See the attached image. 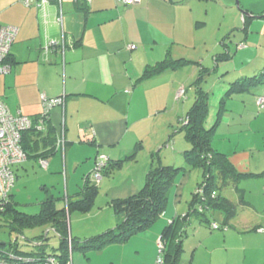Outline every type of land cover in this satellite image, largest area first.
<instances>
[{
  "label": "crops",
  "instance_id": "0c3cea01",
  "mask_svg": "<svg viewBox=\"0 0 264 264\" xmlns=\"http://www.w3.org/2000/svg\"><path fill=\"white\" fill-rule=\"evenodd\" d=\"M189 3L190 0H142L137 5H127L123 0H62L48 3L41 0H0V25L18 29L7 61L10 70L2 73L0 66V99L12 114L29 117L45 111L41 99L43 94L48 98L65 99L64 105L56 106L49 112L52 133L48 135L46 129L43 137L29 135L26 138L29 141L25 142L27 147H34L28 149L30 157L22 164H28L23 166L25 174L28 178L33 174L43 176L42 190L46 193L38 202L39 211L30 215L40 213L42 204L49 199L59 210L63 209L57 206L60 199L64 198L65 203L81 199L79 193L87 179L94 181L98 156L110 158L112 165L121 162L120 166L102 177L103 181L105 177L116 176L126 160L135 163L137 153L144 148L146 136L153 132V127L142 130L141 123L149 118L156 119L167 111V101L173 98L172 85L178 86L177 91L182 85V89L188 86L177 79L174 71L186 63L198 62L200 67L210 69L203 79L204 88L210 95L204 126L208 130L215 129L212 148L226 156L240 177H231L229 187L224 189L225 197L236 207L234 218L226 223L220 211L213 212L208 222L192 217L185 228L178 264H264V232L261 230L264 228V136L259 140L257 135L264 131V109L259 110L256 104L258 95L264 97V81L252 93L235 95L228 100L227 109L222 105L230 83L258 75L264 69V9L246 7L251 16L243 15L242 19L243 30L247 36L249 33V57L245 65L231 68L223 64L229 60L216 62L222 54L230 52L232 58L235 55L226 37L220 40L222 50L218 52V48L217 55H213L214 65H206L203 57L189 55L193 45L190 46L188 40L194 22L193 14L185 6ZM246 19L251 20L248 25ZM252 19H263L261 26L258 24L257 29H251ZM204 23L198 21L196 26L202 27ZM53 41L63 46L47 51L46 47ZM173 44H184L180 47L187 50H176ZM172 62L179 64L176 68L167 67L151 77H144L148 69L164 68ZM166 79L172 83L171 93L165 88L160 92ZM155 82L156 86L152 84ZM184 93L190 94L186 90ZM228 103L232 108H228ZM182 106L183 109L170 122L169 138L156 143L158 150H154V158L147 163L150 164L149 168H130L132 176H128L130 181L125 187L113 195L108 193V203L138 193L156 163L187 168L178 174L169 189V200L173 195L175 200L173 208H167L160 217L162 220L158 227L164 225L163 228L189 211L194 190L204 178L202 169H191L186 163L184 154L192 146L186 132L180 129L181 120L187 117L192 106L189 109L187 103L185 107L184 104ZM235 106L239 109L236 110ZM175 118L178 125H174ZM231 127L240 132L249 128V143L244 144L243 138L238 137L240 133L234 137L229 133L223 134L224 129L230 130ZM47 135L55 138L54 147L48 144L51 141L49 138L43 140ZM217 135L222 143L218 142ZM42 160L47 161L45 166L41 164ZM16 167L17 180L21 176L19 166ZM193 170L198 171L196 186L190 201L183 205V183L186 178L194 177ZM29 187L28 184L27 191ZM228 190L234 191L237 197L235 201L227 195ZM16 197L13 188L12 202L19 210L29 214L21 207L26 204ZM118 222L119 215L115 216L111 211L107 220L96 225L99 231L88 236L76 231L73 233V229L70 233L82 241L83 238L116 227ZM156 223L141 233L146 235L143 241L149 249L142 255V243L134 257L125 252L123 255L119 252L107 254L105 247L88 254L74 251L73 263L125 264L132 257L135 264H142L143 259L146 262L143 264H156L159 242L155 232L159 229L149 231ZM214 223L220 229H214ZM34 229L27 228L24 232ZM51 231L54 229L47 228L46 233ZM23 235L25 233L20 236ZM41 235L32 236L31 239ZM31 239L26 238V241L29 243ZM128 241L122 246L124 250L132 244L131 239ZM1 246L8 248L5 242L0 241ZM21 251L25 252V249L21 247Z\"/></svg>",
  "mask_w": 264,
  "mask_h": 264
},
{
  "label": "trees",
  "instance_id": "16d2710c",
  "mask_svg": "<svg viewBox=\"0 0 264 264\" xmlns=\"http://www.w3.org/2000/svg\"><path fill=\"white\" fill-rule=\"evenodd\" d=\"M79 1V0H78ZM209 1V0H205ZM264 18V11L262 13ZM246 19V23L250 22ZM11 54V53H10ZM232 58L230 52L222 54L218 61H228ZM181 63L180 61H178ZM178 62H172L164 68L148 69L144 77H151L167 67L176 68ZM210 69L201 66L199 77L193 82L196 98L194 104L187 113V117L181 120V129L186 132V138L190 142L192 148L185 152L184 156L189 167L202 169L204 178L202 182L194 190L192 200L190 202L189 211L185 215L167 225L161 234V241L164 245L162 255L164 256L163 264H178L179 256L182 251V242L185 237V228L192 217H197L201 221H209L212 212L220 211L224 214L225 222L228 223L236 214L235 205L228 200L224 195V189L229 187L231 177H240L236 170L228 163L226 156H222L212 148L213 129H206L204 124L207 119L209 110L210 95L204 88L203 79ZM264 81V69L258 75L243 77L230 83L229 92L224 96L222 105L227 109V101L235 95L249 94ZM261 95L257 96L256 104ZM259 109V106L257 104ZM260 110V109H259ZM34 127L26 131L23 135V147L30 157V149L34 146L25 144L27 137L30 135L43 137L47 129L48 135L53 129L50 126L49 114L40 113L32 117ZM42 120L45 125L44 130H38L37 125ZM49 125V126H48ZM44 137L43 140H51L52 147L55 146L52 136ZM46 136V135H45ZM38 141V140H37ZM29 142V141H27ZM55 142V141H54ZM29 149V150H28ZM54 150V148H53ZM52 151V150H51ZM118 163V165H117ZM116 164H108L103 170L102 176L109 174L116 166H120L121 162ZM187 170L184 167L164 166L158 163L153 167L143 188L136 194L125 199H116L111 201V205L119 215V222L114 228H110L102 233L86 238L84 241L73 237L69 231V216L72 211L81 213H89L93 210L98 196V186L96 182L87 179L85 186L80 191L81 199L78 201L68 200L67 206L63 209H57L53 200L49 199L42 204L41 211L37 215H30L22 210H19L12 198L8 200L0 210L1 222L10 227L12 232L19 234L15 241L6 244L8 248L0 247L1 258L10 259L13 257H28L35 259L40 263L49 257H54L59 260L60 264H67L69 260V241L72 245V251H80L88 254L93 251H100L113 243H125L132 237L139 235L149 229L156 223L160 217L166 212L169 202V189L174 184L176 177L182 171ZM12 197V196H11ZM215 224V223H214ZM54 229L57 236L60 238L58 249L54 248L53 253H48L47 249L50 246L49 234L44 233L39 237L29 238L30 247L33 252L21 251V247L25 246L18 243V237L27 228L47 227ZM160 252V249H159ZM37 260V261H36Z\"/></svg>",
  "mask_w": 264,
  "mask_h": 264
},
{
  "label": "rangeland",
  "instance_id": "374dc122",
  "mask_svg": "<svg viewBox=\"0 0 264 264\" xmlns=\"http://www.w3.org/2000/svg\"><path fill=\"white\" fill-rule=\"evenodd\" d=\"M242 6V9L246 11V7H252L255 9H264V0H239ZM190 13H192V17L194 19V22L192 23V32H190V40H188V44L192 47L189 51V55H193V57H203L205 59L206 65H214L212 62L214 57L213 55H217V53L222 50V46L220 43L221 39L228 40L230 49L233 51V58H231L228 62H224L223 64H227L225 66L233 67H241L247 63L248 57H249V33L248 36L245 34L246 31L243 30L244 28V22L242 19L243 13L242 10L237 7L236 0H190V3L188 5H185ZM198 21L205 22L202 24V27H197L196 23ZM263 19H252L251 22V29H257V25L262 22ZM264 22V21H263ZM259 26V25H258ZM261 26V24H260ZM249 32V30H248ZM230 34V38L228 35ZM251 35L254 33H250ZM256 35V34H255ZM252 38H254V36ZM224 37V38H223ZM247 37L245 40L244 38ZM195 40V42H191ZM261 40V38H259ZM251 42V41H250ZM176 43V42H175ZM195 44V47H194ZM184 44H173L175 46V49L186 51V47H180ZM198 45V46H197ZM197 46V47H196ZM219 48V50H218ZM248 49V51H247ZM218 50V52H217ZM247 52V57L245 55V51ZM194 51L193 53H191ZM191 53V54H190ZM190 57V56H189ZM197 63V64H196ZM224 66V67H225ZM199 67L200 65L198 62H190L186 63L183 66L178 67L174 71V75L177 77L179 81H182L181 83H184L185 86L182 89V86L177 89V85H172V83H168L166 79V83H164L162 86L163 88L160 90L166 89L168 92L170 90V86L174 88L173 92V98L169 99L167 101L168 108L167 111L164 112L159 117L155 118H149L148 120H145L141 123L142 130L148 129L150 127H153V132L146 136L144 143V148L140 149L137 153L135 163H129L128 160L123 162L122 168L118 169L116 176H111V178L105 177L104 181L103 179L97 180L96 184L98 186V196L96 198V204L93 208V210L89 213H81L79 211H72L70 216L71 219H69V231L71 232V229H73V233L75 231L79 233L80 235L88 236L96 231H99L96 229V225L107 220L109 217V213L112 211L113 214L116 216L115 209L111 205V203H108V193L110 195L115 194L116 192L122 190L125 185L130 181V178L132 176V172L129 170L130 168H135L138 166L139 169H141L143 166H148L151 163L152 154L154 153V150H158V146H156V143L158 141L163 142V139L169 138V129H170V122L174 121V117L176 116L177 112L179 110L183 109V104L185 107V104L187 103L189 105L188 109L192 106L194 99H195V90L194 86H191L194 81L199 77ZM201 68V67H200ZM172 74V75H173ZM171 75V76H172ZM210 77V76H209ZM170 79V78H169ZM165 80V79H164ZM156 83H152L156 86ZM175 84V83H174ZM262 87V86H260ZM259 88V87H258ZM172 90V88H171ZM170 90V93H171ZM185 90L190 93L185 95V93L180 96V93L185 92ZM183 97V98H182ZM188 101V102H187ZM228 108H232L231 104L228 103ZM236 110H238V106L234 107ZM177 110V111H176ZM234 116L236 117L235 113ZM174 125H178V120L175 118ZM178 129V128H177ZM181 131V130H180ZM251 130H244L243 132H240L235 127H231L229 130L224 129L223 134H228L231 137H234L235 134H239V138H243L244 144L249 143V133ZM259 140L264 136V131L257 133ZM177 137V136H176ZM217 139H219L218 142H221V138L219 135H217ZM221 140V141H220ZM216 141V139H215ZM222 143V142H221ZM154 155V154H153ZM28 164L19 166V174L20 178L16 180V184L14 185V192L17 196L16 198L20 200L22 203L26 204L25 206H21L24 210L28 211L29 214H35V211H39L40 205H38V202L43 199L46 196L45 191L42 190V183H44V179L40 176L37 177L36 174H33L30 176V178L27 177L25 174V170L23 166H26ZM158 165V163H156ZM17 168V167H14ZM149 168V166H148ZM38 171V170H37ZM18 171H16L17 173ZM116 172V171H115ZM141 172V170L139 171ZM196 172L193 170L194 177L193 178H186L184 181V187H185V195L183 198V205L187 204L188 201H190L192 196V191L196 186ZM137 173V172H136ZM190 174V173H189ZM28 178V179H27ZM43 181V182H42ZM127 181V182H126ZM30 185L29 190L27 191V186ZM227 195L233 199L236 200V195L234 191L228 190ZM40 195V198L38 196ZM174 196V195H173ZM171 197L169 200V203L167 205V208L172 209L174 205V197ZM39 199V200H38ZM61 201L57 204L58 208H65L67 206V202L65 203L64 198L60 199ZM30 203V204H28ZM100 206H103L100 208ZM169 206V207H168ZM38 213V212H37ZM212 214H214L212 212ZM211 218V217H210ZM214 218V217H213ZM216 219V218H215ZM161 218L158 220V222L149 230L153 232L155 228L161 224ZM72 226V228H71ZM164 226V225H163ZM163 226L158 227V232L156 230L155 233H157V242L160 240V230L164 229ZM48 227L43 228H37L34 230H27L25 231V235L19 236L18 242L21 243L23 246V249L28 252H33V248L30 247L26 241V238H31L32 236L41 235L46 233ZM259 233V232H258ZM257 234V233H256ZM263 234V233H261ZM19 234L12 232L10 227L0 222V241L5 242L6 244H10L13 241H15L16 237ZM255 235V234H254ZM252 235V236H254ZM146 235H136L131 238L132 244L127 247L126 250H124L122 246L126 245L129 241L125 243H113L106 247V253L107 254H113V253H120V255H123L124 252L126 255H136L138 253V246L140 245L142 247L140 253L141 255L148 252V245H145V241H143L146 237ZM135 238V241H134ZM141 238V239H140ZM49 242L50 246L48 247L47 251L48 253H53L54 248L58 249L60 238L54 233V231L49 232ZM85 238H83L82 241H84ZM136 242V243H135ZM156 256L159 259V256H163L159 252V248L156 249ZM129 258V260L126 261L125 264H135L136 262H133V258ZM164 258V256H163ZM143 259V257H142ZM158 259L156 260V264L158 263ZM144 262V259H143ZM142 262V264H143ZM146 263V262H144Z\"/></svg>",
  "mask_w": 264,
  "mask_h": 264
},
{
  "label": "built area",
  "instance_id": "2783aa9c",
  "mask_svg": "<svg viewBox=\"0 0 264 264\" xmlns=\"http://www.w3.org/2000/svg\"><path fill=\"white\" fill-rule=\"evenodd\" d=\"M43 3L48 2H61L62 0H41ZM78 1V0H73ZM127 5H137L141 4L142 0H123ZM18 29L15 26H1L0 25V66L1 72L7 73L10 70L8 65V59L15 42ZM63 46L59 42L53 41L46 47L49 51L51 48H56ZM184 92L180 93L182 96ZM43 107L45 109L44 113L49 114L51 109L56 106L64 105V98H48L45 94L41 96ZM259 109H264V97H260L257 102ZM35 125L32 117L25 116L22 114L14 115L7 107V105L0 99V210L3 208L4 204L10 200L14 185L16 183V175L14 172V167L20 166L28 160V154L23 147V135L26 131H29ZM45 125L42 120L40 124L37 125L38 130H44ZM110 158L101 155L98 156L95 162L94 168V179L95 181L101 180L103 170L108 166ZM41 164L45 166L47 161L42 160ZM98 182V181H97ZM213 228L218 230L220 226L218 224H213ZM264 232V228L261 229ZM158 247L160 249V254L162 255L164 245L160 239ZM69 260L67 264H73L72 260V245L69 241ZM37 261V260H36ZM159 264L164 263L163 256H159ZM0 264H60L59 260L54 257L46 258L40 263L35 259L28 257H13L10 259L1 258Z\"/></svg>",
  "mask_w": 264,
  "mask_h": 264
},
{
  "label": "water",
  "instance_id": "95a60500",
  "mask_svg": "<svg viewBox=\"0 0 264 264\" xmlns=\"http://www.w3.org/2000/svg\"><path fill=\"white\" fill-rule=\"evenodd\" d=\"M236 4H237V7H238L239 9L242 10L243 15H246V16H248V17L251 16L250 13H248L247 11H245V10L242 9V6H241V3H240L239 0H236ZM261 17H262V16H258V18H261Z\"/></svg>",
  "mask_w": 264,
  "mask_h": 264
},
{
  "label": "clouds",
  "instance_id": "9594fccd",
  "mask_svg": "<svg viewBox=\"0 0 264 264\" xmlns=\"http://www.w3.org/2000/svg\"><path fill=\"white\" fill-rule=\"evenodd\" d=\"M262 97H263V96H262ZM109 163H110V161H109ZM109 163H108V164H109ZM102 177H103V176H102ZM101 179H102V178H101ZM94 182H96L95 179H94ZM96 183H97V182H96ZM12 193H13V192H12ZM11 196H12V195H11ZM73 252H74V251H72V260H73ZM73 264H74V263H73Z\"/></svg>",
  "mask_w": 264,
  "mask_h": 264
}]
</instances>
